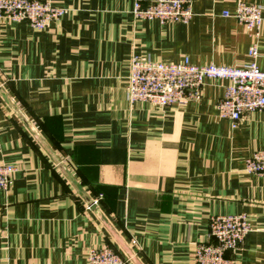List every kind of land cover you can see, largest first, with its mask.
Here are the masks:
<instances>
[{
	"label": "crops",
	"instance_id": "obj_1",
	"mask_svg": "<svg viewBox=\"0 0 264 264\" xmlns=\"http://www.w3.org/2000/svg\"><path fill=\"white\" fill-rule=\"evenodd\" d=\"M48 1L65 11L44 30L0 19V165L15 167L0 189V264H87L102 246L126 264H195L210 216L227 214L252 230L226 257L264 264V176L244 171L264 150V112L220 118L223 79L184 105L125 94L133 56L233 67L255 40L264 70V0H191L187 23L133 18L135 0ZM240 1L263 8L256 39L222 15Z\"/></svg>",
	"mask_w": 264,
	"mask_h": 264
},
{
	"label": "built area",
	"instance_id": "obj_2",
	"mask_svg": "<svg viewBox=\"0 0 264 264\" xmlns=\"http://www.w3.org/2000/svg\"><path fill=\"white\" fill-rule=\"evenodd\" d=\"M191 0H152L143 6L135 0L131 9L133 18L157 20L160 23H187L193 16ZM64 9L50 4L48 0H0V19L11 22L24 21L36 30L48 28L50 23L64 14ZM262 6L238 2L233 13L222 12L232 17L256 39L259 36ZM249 62L239 66H196L184 59L180 63L151 61L133 56L129 62L126 98L129 103L144 102L158 107L184 105L198 101L206 79L227 81L224 94L216 104L220 118L236 125L246 114L264 112V70L257 65L260 56L255 40L249 46ZM15 171L12 165H0V189L6 190ZM244 171L264 176V150L256 151L246 158ZM102 195L91 199L86 207L97 206ZM252 230L245 214L213 215L209 218L205 240L195 244V264H233L226 257L238 248L244 237ZM2 233L0 230V243ZM1 251V244H0ZM87 264H126L109 246L90 248Z\"/></svg>",
	"mask_w": 264,
	"mask_h": 264
},
{
	"label": "water",
	"instance_id": "obj_3",
	"mask_svg": "<svg viewBox=\"0 0 264 264\" xmlns=\"http://www.w3.org/2000/svg\"><path fill=\"white\" fill-rule=\"evenodd\" d=\"M90 202H91V199L87 200V203H86V204H90ZM91 207H94V205L91 206ZM91 207H90V208H91Z\"/></svg>",
	"mask_w": 264,
	"mask_h": 264
}]
</instances>
